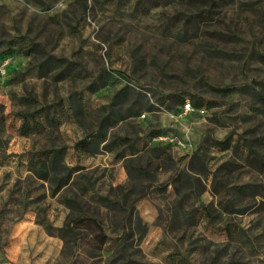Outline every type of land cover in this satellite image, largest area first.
Instances as JSON below:
<instances>
[{"label": "rangeland", "instance_id": "obj_1", "mask_svg": "<svg viewBox=\"0 0 264 264\" xmlns=\"http://www.w3.org/2000/svg\"><path fill=\"white\" fill-rule=\"evenodd\" d=\"M216 2L196 15L204 0H0V67L7 59L0 71V264H264V170L239 166L231 148L214 143L264 135V101L256 96L264 59L255 53L264 52V0ZM25 41L36 44L28 55ZM45 55L74 63L40 75ZM124 85L130 95L111 109L106 140L90 153L77 150ZM224 86L232 89L212 88ZM72 94L83 99L79 117L67 108ZM176 96L201 103L184 111ZM56 101L64 110L58 128L20 133L19 111ZM116 135L126 139L106 149ZM50 144L67 146L72 168L56 192L27 159ZM196 150L210 171L231 160L219 177L234 179L214 193L211 175L201 176L203 191L178 209L173 186L158 185L187 168ZM247 183L254 192L236 194ZM229 198L236 211L222 208ZM200 204L209 212L186 221L183 212Z\"/></svg>", "mask_w": 264, "mask_h": 264}, {"label": "trees", "instance_id": "obj_2", "mask_svg": "<svg viewBox=\"0 0 264 264\" xmlns=\"http://www.w3.org/2000/svg\"><path fill=\"white\" fill-rule=\"evenodd\" d=\"M150 1H153V4L156 5L160 0H136V4H140L142 2L150 3ZM216 1L217 0H204V4L207 5V8L201 9L199 12H197L196 15L204 14L205 12L211 10L212 7L215 6V3H217ZM35 45L36 44L33 42H26L22 47L23 53L27 55L30 54L31 50L35 49ZM255 53L259 57L264 59V52L255 50ZM73 63V61H70L63 57L45 55L37 62L36 65L40 75H44L46 71L50 69V67L59 66L62 67L64 71H67L72 67ZM102 77L103 74L101 73H99L97 76L98 79H101ZM105 81L106 76L101 79V83L104 84ZM262 86V91L257 92L256 96L258 97V99L264 101V85ZM87 87L90 89H93L94 87L96 88L95 83H92ZM130 88L131 87L129 85H124L114 93L111 101L107 104V106H105L107 108V113L104 114L99 122L97 120V125L94 132L78 139L75 142L74 147L77 150L90 153L91 151H93V147L97 146L99 142L106 140L107 136L105 131L103 130V127L111 124L110 122H106V120L109 119L111 115H113L111 109L113 110L114 106L128 99L130 95ZM212 88L214 90L222 91L232 89L231 86ZM67 100V108L73 112V115L79 117V115H81V113L84 111L82 97L72 94L67 96ZM176 100L183 103L185 101L183 96H176ZM191 103L192 105L198 106L201 102L199 98L193 97ZM62 113H64V110L63 107H61V103L59 104L58 101H56L55 103L51 102L48 104L40 105L39 107L31 111L21 110L18 112V116L21 119L20 133L22 135H29L33 133L47 132L53 130L54 128H58L61 121L60 116L62 115ZM2 123L3 116H0V145H2L1 143L3 142L1 138V133L3 130ZM124 139H126V137L116 135L112 139L107 140L103 144V146L106 149H112L114 144H116L117 142L118 144H120V142L122 143ZM214 143L216 146L223 150L231 148V153H233L242 161V164H239V166L247 165L254 167L259 171L264 170V154L262 152V150H264V135L252 134L246 136L245 133H240L233 141L231 140V137H225L221 140H214ZM66 148L67 146H65L64 144H50L47 147H41L38 150L31 151L27 158L29 170L32 172V174L39 179L54 183V192L58 191L62 186H64L68 182V179L71 175L72 168H69L64 161ZM230 165H234V163L232 164L231 160H224L214 170L210 171L208 169L207 161H205V158L203 157V154L199 150H196L190 155L187 168H181L174 175L170 176L167 181L159 184L158 187L164 189L167 183L171 184L176 191L175 200L179 203L178 209H180V204L184 199L191 196H198L203 191L204 184H202L201 182V176L206 179L208 175H211L210 187L214 193L220 192L222 188L232 182L234 179L233 176H229L227 179L222 181L219 177V172H225L229 170L231 167ZM249 187H252V184L247 183L241 185L236 190V194L243 195L253 193L254 190L251 191ZM101 199L107 201V197L105 196H101ZM137 199L138 198H135V200ZM69 201H71L78 207V204L75 200ZM220 204H222V208L224 210L236 211V208L233 207L234 204L232 203L231 198L226 199L224 202L220 201ZM186 210L187 211L183 212V217L190 223L193 222L191 221V219L194 217L195 211L197 213L198 219L205 216L206 213L209 212L208 205L203 204H200L196 207L187 208ZM94 222L97 224L100 233L103 234L101 224L98 221L96 222V220ZM65 224L69 230H74L69 221H66ZM135 226L138 230H141L140 237H142V229L144 228V226L142 225L141 219L139 218L137 213L135 214ZM182 264L189 263L185 262Z\"/></svg>", "mask_w": 264, "mask_h": 264}, {"label": "built area", "instance_id": "obj_3", "mask_svg": "<svg viewBox=\"0 0 264 264\" xmlns=\"http://www.w3.org/2000/svg\"><path fill=\"white\" fill-rule=\"evenodd\" d=\"M7 63V59H5V62L2 64V66L0 67V71L1 72H4L5 70V65ZM194 109V106H192V104L189 102V101H185L183 103V110L184 111H187V110H193ZM159 138L160 139H164V136L162 135H159ZM177 144L182 148V149H185L186 150V153H190V146L184 142V141H181V140H177Z\"/></svg>", "mask_w": 264, "mask_h": 264}]
</instances>
